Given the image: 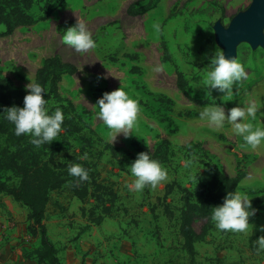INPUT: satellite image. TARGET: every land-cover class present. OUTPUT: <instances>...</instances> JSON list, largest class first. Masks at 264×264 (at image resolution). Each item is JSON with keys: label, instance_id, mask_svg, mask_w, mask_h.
<instances>
[{"label": "rangeland", "instance_id": "1", "mask_svg": "<svg viewBox=\"0 0 264 264\" xmlns=\"http://www.w3.org/2000/svg\"><path fill=\"white\" fill-rule=\"evenodd\" d=\"M138 1L61 0L46 21L0 36V74L11 78L20 89L25 90L29 79H35L37 69L48 57L59 55L64 62L76 65L78 72L64 77L59 85L62 97L85 113V121L99 137L132 157L124 156L128 162L112 158L109 152L98 157L103 147L100 144H95L83 157L97 162L100 180L112 185L119 195L113 217L96 225L90 212L100 214L101 206L96 207L94 200L83 204L67 192L54 193L47 210V227L67 229L58 243L63 264H226L227 255L222 252L235 250L234 246L229 243L223 248L215 247L223 231L213 221L199 216L193 222L195 231L200 233L204 226L211 230L205 241L196 246L197 257L191 263L179 238L184 201L178 186L195 191L199 182H207L212 176L206 166L208 162L216 164L227 176H234L240 163L248 175L237 190L246 192L249 199L264 195V144L253 150L242 146V137L232 131L230 124L216 130L200 117L186 118L179 114L200 112L209 104L225 107L227 114L228 109L250 101L259 106V112H264V27L262 42L253 44L249 39L236 42L233 57L243 64L247 78L233 86L232 96H224L216 89H211L208 95L204 81L215 51H223L230 57L222 32L247 12L254 0H155V7L149 12L135 17L128 15V7ZM43 4L35 7L36 15L42 14L39 7ZM68 21L85 23L96 40V48L78 53L66 47L62 41L66 29L60 27ZM164 47L170 61L165 60ZM125 55H136L137 59ZM154 66L162 71L151 73L149 69ZM177 71L188 81L189 97L194 101L178 89ZM121 86L140 105L138 119L127 137L123 133L116 136L95 115L96 101L103 91L111 92ZM159 95L171 98L173 106H161L157 101ZM206 99L209 104H197ZM54 104L48 102L47 108ZM259 112L256 119L248 117L247 122L264 127V117ZM134 138L151 151L162 139L171 143L169 162L162 164L166 178L156 187L146 186L140 191L128 187L135 179L128 168L138 154L131 146ZM69 141L65 155L78 154L80 136H71ZM54 143L61 145L60 139ZM9 175L2 174L3 178ZM17 183L18 179L10 182ZM173 183L177 186L168 194V186ZM28 212L12 197L0 195V264H38L34 251L40 245V237L34 238L29 233ZM249 223L252 227L245 233L227 232L239 234L235 241L242 248L244 236L256 240L264 235L258 230L264 225V212L258 210ZM138 229H153L150 231L153 238L141 237ZM162 229L167 231L162 233ZM252 247L256 260L262 264L264 250L257 252ZM242 248L238 247V251L245 252Z\"/></svg>", "mask_w": 264, "mask_h": 264}, {"label": "trees", "instance_id": "2", "mask_svg": "<svg viewBox=\"0 0 264 264\" xmlns=\"http://www.w3.org/2000/svg\"><path fill=\"white\" fill-rule=\"evenodd\" d=\"M61 1V0H60ZM57 0H0V31L1 37H6L21 27H30L37 23L46 21L50 16L55 5L60 6ZM44 4L39 7L41 15L35 14V7L38 3ZM155 0H140L131 4L128 15L135 17L143 15L155 7ZM54 4V6H53ZM73 21L64 23L60 28L65 30L75 25ZM165 50V60L170 61V56ZM131 60H136V55H125ZM112 61H115L112 59ZM138 72L139 70L136 69ZM78 72L76 65L64 62L59 55L46 58L41 67L35 73V80L45 89L44 98L47 104L54 101V105L49 109V113L56 108L63 110L65 119L62 131L56 139H60L61 145H55V140L39 147L31 144L30 134L17 136L14 125L9 122L3 114L7 107L13 105L23 107V99L27 94L24 89L15 86L11 78L0 74V195L4 194L28 209L29 233L34 237H40V246L34 251L38 264H62L58 256V249L48 235L46 226L47 210L52 201V195H59L67 192L68 196L77 198L83 204L90 199L101 206V213L96 214L95 210L90 212L91 221L100 225L105 218L113 217V210L119 195L112 185L100 180L97 162L83 159L87 151L92 149L95 144L102 145L98 157L109 152L112 158L128 162L124 156L132 158L130 153L123 151L110 142L99 137L95 130L85 121L83 114L80 113L75 104L62 97L59 85L65 76H74ZM177 87L189 97L188 81L181 71H177ZM103 92H110L104 90ZM157 101L161 106L171 107L174 102L171 98L164 95L157 96ZM199 106L209 104V101H197ZM200 112L187 111L179 114L186 118L200 117ZM88 133V135H86ZM79 135L81 146L78 154L65 155V146L70 145L69 137ZM131 146L138 153L149 152L154 159L161 164L169 162L171 143L167 139H162L151 151L146 145L141 144L137 138L132 140ZM82 165L88 170V179L80 180L69 174L68 168L71 164ZM208 170L212 173L207 182H199L195 191L178 186L183 194L184 205L181 210V221L179 232L183 239V249L194 263L197 255L195 244L205 241L211 227L204 226L200 233L193 227L194 219L199 216L211 220V208L223 203L224 197L228 192L237 191L241 182L247 177L248 173L240 168L234 176H227L221 172L219 167L211 162L206 163ZM3 173H9L7 178H3ZM13 179H18L17 184H10ZM177 186L175 183L168 186V194ZM196 199V200H194ZM253 208L264 212V195H259L250 199ZM83 215L86 209H82Z\"/></svg>", "mask_w": 264, "mask_h": 264}, {"label": "clouds", "instance_id": "3", "mask_svg": "<svg viewBox=\"0 0 264 264\" xmlns=\"http://www.w3.org/2000/svg\"><path fill=\"white\" fill-rule=\"evenodd\" d=\"M62 41L66 47L78 53H87L97 46L92 32L85 23L79 21L64 31ZM207 69L204 83L209 89L208 95H211V89H216L224 93V96H232L233 86L247 78L243 64L235 57L226 56L223 51H215ZM149 71L159 73L162 68L154 66ZM29 81L25 85L27 94L23 99V107L16 105L7 107L2 115L14 125L17 136L30 134L31 144L39 147L57 138L62 131L65 116L61 108H56L54 112L49 113L46 108L47 100L43 95L46 93L44 87L35 79H29ZM96 107L98 108L96 118L116 133V136L123 133L127 137L140 112L138 100L131 98L122 86L111 92H104L96 101ZM259 110V106L251 101L247 105L238 104L228 109L227 114L225 107L209 104L202 108L199 115L216 130L224 128L226 123L230 124L232 131L242 137L244 141L242 146L254 150L264 144V127L254 126L247 122V118L256 119ZM259 114L264 117V112ZM128 168L135 177L128 187L135 191L143 190L146 186L156 187L167 175L161 162L154 159L149 152L138 153ZM68 172L80 180L88 179V170L80 164H71ZM211 210V220L218 230L239 233L246 232L250 226L252 227L249 220L258 211L253 208L248 194L238 190L228 192L223 203L212 207ZM258 230L264 233V225H260ZM253 245L257 252L264 250V235L259 236Z\"/></svg>", "mask_w": 264, "mask_h": 264}, {"label": "crops", "instance_id": "4", "mask_svg": "<svg viewBox=\"0 0 264 264\" xmlns=\"http://www.w3.org/2000/svg\"><path fill=\"white\" fill-rule=\"evenodd\" d=\"M72 198H74V197H72ZM74 200H76V199L74 198ZM47 218H48V214H47ZM46 221H47V219H46ZM46 226H47V224H46ZM47 229H48V235H49L50 239L53 241V243L55 244L56 248L58 249V256H60V251H59V248H58L59 244L58 243L60 241V238L65 235L67 229H49L48 227H47ZM151 230H153V229H138L139 234H140L141 237H144V238L149 237L150 239H152L153 237L150 234ZM166 231H165V229L164 230L163 229L160 230V232H162V233L166 232ZM243 233H245V232H243ZM228 237H230V238L228 239ZM179 238H180V242H182V244H183V239H182V236L180 235V232H179ZM235 238L238 239L239 238V234H237V235H235V234L229 235L227 232H222V233H220V237H219L217 243L215 244V247H219V248H223L224 246L228 245L229 243H231L234 246L235 250H229V252L227 250H225V251L222 252L224 254V256L227 255L226 256L227 257L226 258V264H260V262L258 260H256V257H257L256 256V251H254L253 247H252L253 246V242L255 241V239H253V240L250 239L248 237V235L244 236L243 238L245 240H243V244H245V247L242 248L241 246H239V241H235L236 240ZM198 243H200V242H197L195 244V248L198 245ZM168 244H171V242H168ZM238 247L242 248V249H245V252L238 251ZM67 251H70V248H68ZM252 252H254V257H252V254H253ZM196 257H197V255H196ZM149 258H150V261H151L153 256H150ZM139 259L142 260V261L146 260L145 258L144 259L143 258L142 259L139 258ZM60 261L63 264L61 259H60ZM262 264H264V261L262 262Z\"/></svg>", "mask_w": 264, "mask_h": 264}, {"label": "water", "instance_id": "5", "mask_svg": "<svg viewBox=\"0 0 264 264\" xmlns=\"http://www.w3.org/2000/svg\"><path fill=\"white\" fill-rule=\"evenodd\" d=\"M264 27V0H254L247 12L238 16L231 27L222 34L228 45L230 57L235 54L236 42L249 39L253 44L263 41L261 30Z\"/></svg>", "mask_w": 264, "mask_h": 264}]
</instances>
